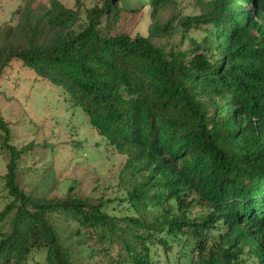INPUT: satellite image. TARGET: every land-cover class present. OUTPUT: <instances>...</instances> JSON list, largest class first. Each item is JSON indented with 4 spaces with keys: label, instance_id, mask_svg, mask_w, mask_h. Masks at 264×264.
Segmentation results:
<instances>
[{
    "label": "trees",
    "instance_id": "16d2710c",
    "mask_svg": "<svg viewBox=\"0 0 264 264\" xmlns=\"http://www.w3.org/2000/svg\"><path fill=\"white\" fill-rule=\"evenodd\" d=\"M21 1L0 79L19 62L124 161L121 196H87L0 115V264H264V0Z\"/></svg>",
    "mask_w": 264,
    "mask_h": 264
},
{
    "label": "rangeland",
    "instance_id": "374dc122",
    "mask_svg": "<svg viewBox=\"0 0 264 264\" xmlns=\"http://www.w3.org/2000/svg\"><path fill=\"white\" fill-rule=\"evenodd\" d=\"M60 1L66 7H74L75 0ZM93 1L99 0H81L85 7ZM21 2L0 0V24L10 21L12 12ZM175 9L183 16L195 12L191 0H178ZM148 14V8L139 13L123 14L117 31L129 37L137 33L146 37ZM0 93L3 97L0 98V115L9 126L12 144L20 146L31 140L47 141L54 147L55 177L58 180H74L84 194L94 198L105 200L121 196L117 183L123 156L104 144L82 118L70 115V109L56 88L51 91L19 62H13L0 79ZM70 162L73 163L69 165ZM3 174L4 163L0 157V211L7 202L1 180ZM29 261L30 264H41L38 255H32Z\"/></svg>",
    "mask_w": 264,
    "mask_h": 264
}]
</instances>
